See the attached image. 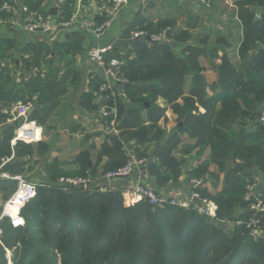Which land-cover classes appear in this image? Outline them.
Instances as JSON below:
<instances>
[{
    "label": "crops",
    "instance_id": "1",
    "mask_svg": "<svg viewBox=\"0 0 264 264\" xmlns=\"http://www.w3.org/2000/svg\"><path fill=\"white\" fill-rule=\"evenodd\" d=\"M208 1L204 4L198 0H129L114 14L112 0H68L65 4L61 0H0V8L4 2H9L19 11L15 16L0 11V144L5 142L10 153L0 158V174L4 173L5 165L14 162L21 168L17 175L39 184L49 182L52 173L58 176L57 181L84 176L104 184L102 178L106 171L121 164L126 157L142 154L147 161L143 171L113 181V185L124 188L139 180L162 197L189 200L192 193L198 191L203 198L215 203V198L232 187L239 177L233 158L242 148L232 151L223 166L218 165L212 159V149L201 143L199 133L186 131L179 110L171 108L172 104L177 109L184 106L183 99L191 93H199L198 85L194 84L195 75L207 81V71L188 73L186 84L180 90L181 97L166 92L153 103L147 102L144 108L132 105L126 93L117 103L118 110L120 105L126 109L121 116L123 123L120 120L115 126L101 116L105 104L101 88L106 83L103 71L87 57L89 50L107 43L116 44L115 51L122 54L123 49H130L121 44L130 29L147 30L148 24L168 23L177 37V41H170L177 58L187 59L190 51L200 50L203 53L199 64L203 65L206 59L217 60L218 66L213 67L217 82L205 91L208 98L213 97L219 92L218 67L222 61L226 58L237 70L245 69V64L257 52L249 49L245 56L241 55L248 29L242 12L254 15L258 22L264 7L248 4L247 0ZM22 7L49 15L51 9L57 8V20L71 25L50 33H27L18 25L23 17ZM100 29L102 31L98 32ZM211 43L214 46L210 47ZM133 57L134 53L129 58ZM159 82L162 80L153 83ZM173 82V76H166L162 85ZM108 93L118 96L119 92L112 86ZM197 102L198 111L194 115H205L206 109ZM20 105L29 108L24 118L17 116ZM263 108L264 105H257L256 116ZM238 119L237 123L231 121L232 129L238 134L232 142L247 150L253 146L261 123L255 118ZM154 122L164 136L160 141L127 143V136L120 140L119 134L127 132L130 125L135 129L138 126L150 128ZM175 122L177 128L170 127ZM123 142H126L125 149L121 146ZM169 150L178 166L175 167L177 173L161 157ZM208 161L206 175L209 179L196 188L192 183L196 179L194 172ZM251 174L259 192L263 191L264 175L255 171ZM248 212L241 207L237 209V213Z\"/></svg>",
    "mask_w": 264,
    "mask_h": 264
},
{
    "label": "trees",
    "instance_id": "2",
    "mask_svg": "<svg viewBox=\"0 0 264 264\" xmlns=\"http://www.w3.org/2000/svg\"><path fill=\"white\" fill-rule=\"evenodd\" d=\"M246 3L264 7V0H247ZM245 13L242 12V16L248 29L241 55L245 56L249 49L256 50V54L245 64V69L238 70L225 58L218 67L219 92L213 97L206 96V81L196 74L194 84L198 85L199 93H191L185 98L184 106L178 107L186 131L199 133L201 143L212 149V159L218 165L223 166L232 151L242 148L233 158L239 177L232 187L215 198L223 221L170 205L152 206L146 200L131 206L124 201L119 188L106 193L72 187L63 190L57 185L58 176L52 173L46 186L40 188L37 196L23 208L24 227L15 230L7 221L1 224L0 264H9L6 250L11 251L13 264H264V239H255L253 229L247 228L246 224H228L254 218L264 222L263 217L249 211L244 200L248 182L254 181L251 173L264 175V124H259L249 149L232 142L238 134L232 129L231 121L237 123L239 117L256 120L257 105H264V11L258 22L254 15ZM167 28L172 31V41H177L168 23L148 24L146 32L155 35ZM137 29H130L121 43L130 48L129 53L135 54L132 59L115 51L117 45L114 44V56L124 63L121 75L127 80L125 92L132 105L144 108L147 102L153 103L166 92L181 97L179 90L184 88L187 74L202 71L199 59L203 52L192 50L187 59H179L169 41L151 44L141 40L132 45L128 38ZM166 76L182 81L163 86ZM156 80L162 82L153 83ZM193 97L203 101L205 115H194L198 108ZM123 108L120 105V118L126 110ZM131 111L132 107L128 113ZM120 120L123 123L122 118ZM126 136V141L136 140L141 144L160 141L164 137L156 122L150 128L138 126L135 129L130 125ZM171 151L161 157L177 173L175 167L178 166ZM9 155L6 143H1L0 158ZM129 160V157L124 158L104 176L125 167ZM208 164L209 161L195 170L196 179L209 173ZM2 172L17 175L21 168L18 163L11 162ZM15 189L16 182L0 180L1 192ZM260 194L264 203V190ZM239 207L249 212L237 213Z\"/></svg>",
    "mask_w": 264,
    "mask_h": 264
},
{
    "label": "built area",
    "instance_id": "3",
    "mask_svg": "<svg viewBox=\"0 0 264 264\" xmlns=\"http://www.w3.org/2000/svg\"><path fill=\"white\" fill-rule=\"evenodd\" d=\"M68 0H61L62 4H65ZM202 3H206L205 0H198ZM129 0H112V13L118 14L127 4ZM20 10V9H19ZM1 12H9L14 16L18 14V9L10 4L9 2H4L0 8ZM22 12V20L18 24L19 27L26 31L27 33L34 34L37 32L50 33L55 31V29H65L69 28L71 24L66 22H60L56 17L43 14L36 11H32L28 7H22L20 10ZM100 29L98 32H101ZM172 31L170 28L165 29L159 34L149 35L147 32H137L132 31L128 38V41H141L143 38L150 36L154 43H165L168 42ZM114 52V45L110 44L102 47H94L89 50L87 57L88 59L102 69L106 83L102 86L101 90L104 93L105 104L101 109V116L104 119L111 120L113 125L118 124L119 119V110L117 107L118 98H125V86L127 80L122 77V66L123 62L112 56ZM112 86L117 87L118 96L111 95L108 93L112 89ZM112 104V107L110 106ZM29 111L28 107L18 106L17 107V116L18 118H24L27 116ZM260 123L264 124V112L260 118ZM133 154V153H132ZM131 161L117 171L110 172L103 176L102 180L105 181L104 184L95 183L93 179L90 178H63L57 182V185L62 187L63 190L68 188H82L84 190H97L103 193L111 192L112 190L119 188L122 191L124 201L131 206L146 200L152 206H165L170 205L174 207H179L187 210H192L198 215L217 221L218 218V206L216 203L209 201L202 197V195L196 191L192 193V196L189 200H180L178 198L162 197L158 193L148 186H146L141 181H136L133 185L120 188L113 185V181L122 178H130L135 173L140 174L141 170L143 171L144 166L146 165V160H137L133 155L130 156ZM0 178L3 180L15 181L17 183V189L13 195L6 201L5 205L1 209L0 214V224L3 221H7L11 228L17 230L23 228L25 225V220L22 216L23 208L30 203L36 196L40 188L45 187L46 184H39L36 182H31L25 179L22 175H9V174H0ZM209 179L208 175H205L202 178H198L192 181L193 185L197 187H202L205 182ZM103 181V182H104ZM92 187V188H91ZM246 195L244 197L245 202L248 203L249 211H252L261 217L264 218V203L259 192L258 183L256 181L248 182L246 187ZM231 226L246 224L247 228H252L255 239L264 237V222L260 218H254L250 221L243 222H232L228 223ZM3 229L0 225V238L2 237Z\"/></svg>",
    "mask_w": 264,
    "mask_h": 264
},
{
    "label": "rangeland",
    "instance_id": "4",
    "mask_svg": "<svg viewBox=\"0 0 264 264\" xmlns=\"http://www.w3.org/2000/svg\"><path fill=\"white\" fill-rule=\"evenodd\" d=\"M206 1V4H208L209 3V1L208 0H205ZM205 4V3H204ZM67 23V22H66ZM137 32H146V30H144V29H142V28H138V31ZM171 38H168L169 40V42L170 41H172L174 38H172L173 36H170ZM210 47H212V46H214L212 43L209 45ZM222 51H223V49H222ZM122 55H126V56H129V57H132V53H129L128 52V50H125V49H123L122 51ZM130 59V58H129ZM213 63V64H212ZM214 65L215 66H218V64H217V60L215 61L214 60V58H213V62L211 61V60H205V62H204V64L202 65V64H200V69H205V71H207L206 73H208V75H205V78L207 79V83L205 84V87L206 88H209L210 87V89H211V87L217 82V75L213 72V67H214ZM199 71H195V73H198ZM182 81V79L180 78V79H174V83L176 82L177 84H180V82ZM179 92H180V90H179ZM195 92H198L197 91V89L195 90ZM185 101V99H183V102ZM198 103V105L199 106H201V108L202 109H204V106H203V101H198L197 102ZM171 108H172V110H174V111H177L178 109H177V107H176V105L175 104H172V106H171ZM264 111L262 110L261 112H260V114H259V116H258V119H259V122H260V118H261V116H262V113H263ZM118 121H120V115H119V119H118ZM177 124H176V122L175 123H173V124H170V127L172 126V128H177V126H176ZM176 126V127H175ZM147 128V127H146ZM169 130V129H168ZM125 131V130H124ZM126 134H127V132L125 131V132H122V133H120L119 134V137H120V140H122L123 139V137L124 136H126ZM124 143V145L123 144H121V146H122V148H126L125 147V145H126V142H123ZM127 143H128V141H127ZM133 156H134V158L135 159H137V160H145L146 158H145V156L144 155H142V154H133ZM129 161H131V159L129 160ZM129 161H128V163H129ZM127 163V164H128ZM76 177H82V178H87V177H84V176H76ZM71 178H75V177H71ZM1 179V178H0ZM1 180H3V179H1ZM7 181H10V180H7ZM15 182V181H14ZM16 186H17V184H16ZM13 191L14 190H10V191H6V192H1V190H0V211H1V209L3 208V206L5 205V203H6V201L11 197V195L13 194ZM3 223V222H2ZM1 223V224H2ZM0 224V225H1ZM6 257H7V259H8V261H9V264H13L12 262H11V258H12V254H11V251H9V250H6Z\"/></svg>",
    "mask_w": 264,
    "mask_h": 264
},
{
    "label": "water",
    "instance_id": "5",
    "mask_svg": "<svg viewBox=\"0 0 264 264\" xmlns=\"http://www.w3.org/2000/svg\"><path fill=\"white\" fill-rule=\"evenodd\" d=\"M57 13H58V9H57V8H53V9H51V11H50V15L55 16V17H56V15H57ZM142 41H143V42H148V43H151V44H157V43H154V42L152 41V39L150 38V36H147L146 38H143ZM137 42H139V41H132L131 44H136ZM147 105H148V104H147ZM91 188H92V187H91ZM218 218H219V220H223L224 216L222 215L221 212H218Z\"/></svg>",
    "mask_w": 264,
    "mask_h": 264
}]
</instances>
